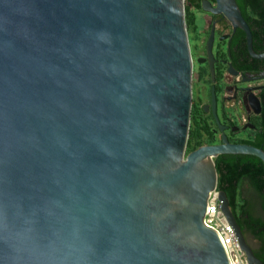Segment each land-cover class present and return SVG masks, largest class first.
<instances>
[{"label": "water", "instance_id": "1", "mask_svg": "<svg viewBox=\"0 0 264 264\" xmlns=\"http://www.w3.org/2000/svg\"><path fill=\"white\" fill-rule=\"evenodd\" d=\"M215 2L263 59L237 0ZM193 67L185 0H0V264H230L204 223L215 158L264 149L188 151ZM213 111L223 129L215 86Z\"/></svg>", "mask_w": 264, "mask_h": 264}, {"label": "flooded vegetation", "instance_id": "2", "mask_svg": "<svg viewBox=\"0 0 264 264\" xmlns=\"http://www.w3.org/2000/svg\"><path fill=\"white\" fill-rule=\"evenodd\" d=\"M210 1L215 5V0ZM192 11L195 18L192 28L194 30V50L200 48L201 44L199 43L202 34H207L203 55L197 58V61L199 58L206 59L200 62L206 65V69L200 74L205 83V88H202L201 91L204 94V100L202 104H199L197 98L194 106L199 110L201 121L212 126L211 136L214 143L208 144L220 143L224 134L230 141L245 138L251 130H255L253 120L263 114L261 93L264 88V58L258 59L250 55L255 60L247 59L243 53L238 52L239 50L234 46L233 37L241 28L234 29L230 21L222 14L206 11L203 7L195 8ZM202 24L206 29L201 30ZM213 29L214 76L207 53V42ZM193 48L191 46V53ZM256 52L262 53L264 51ZM213 86H215L216 113L223 129L217 123L213 111ZM256 98L260 103L259 112H256L252 106V99ZM244 235L252 246L250 235Z\"/></svg>", "mask_w": 264, "mask_h": 264}, {"label": "trees", "instance_id": "3", "mask_svg": "<svg viewBox=\"0 0 264 264\" xmlns=\"http://www.w3.org/2000/svg\"><path fill=\"white\" fill-rule=\"evenodd\" d=\"M242 14L250 25L253 34V46L256 51H264V0H237ZM202 0H186V18L188 28L194 27V13L191 8H201ZM234 46L247 59L250 56L247 48L246 33L238 29L234 34ZM255 60V59H254ZM263 114L256 120L255 130H251L245 138L233 140L252 144L264 149V88L261 93ZM192 130L188 143V151L201 144L194 145L197 134L204 131L209 142L212 140L211 125L201 121L196 106L192 109ZM209 129V130H208ZM207 130V131H206ZM209 133V135H207ZM218 170V188L224 190L230 201L231 208L244 234L251 237L253 250L264 262V164L252 154H220L215 158Z\"/></svg>", "mask_w": 264, "mask_h": 264}, {"label": "built area", "instance_id": "4", "mask_svg": "<svg viewBox=\"0 0 264 264\" xmlns=\"http://www.w3.org/2000/svg\"><path fill=\"white\" fill-rule=\"evenodd\" d=\"M219 193L218 187L210 193L204 223L218 233L230 264H249L247 252L242 249L234 228L222 210Z\"/></svg>", "mask_w": 264, "mask_h": 264}, {"label": "rangeland", "instance_id": "5", "mask_svg": "<svg viewBox=\"0 0 264 264\" xmlns=\"http://www.w3.org/2000/svg\"><path fill=\"white\" fill-rule=\"evenodd\" d=\"M185 5H186V0H185ZM191 10H195L194 8H191ZM206 29V27L204 26V24L201 25V30ZM188 32H189V37H190V45L192 46V48L194 47V30H192V28H188ZM206 35L207 34H202L201 38H200V43L201 46L198 50H194L193 48V58H194V67H193V92H194V98H193V107L194 104H196V101L198 100L199 104L203 103L204 97H203V93H201L202 88H205V83L204 81L201 79L200 74L203 72L204 69H206V65L204 63H200L197 61L198 56H202L203 52L205 50V39H206ZM198 98V99H197ZM197 99V100H196ZM193 109V108H192ZM192 119H191V128H190V133L192 130ZM190 139V137H189ZM209 140L207 138V136L205 135L204 131H200V133L197 134V140L194 141V145L196 144H208Z\"/></svg>", "mask_w": 264, "mask_h": 264}]
</instances>
